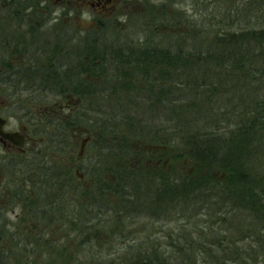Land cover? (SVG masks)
Instances as JSON below:
<instances>
[{
	"label": "rangeland",
	"instance_id": "374dc122",
	"mask_svg": "<svg viewBox=\"0 0 264 264\" xmlns=\"http://www.w3.org/2000/svg\"><path fill=\"white\" fill-rule=\"evenodd\" d=\"M262 2L121 0V10L128 17L119 16L116 22L112 21L108 26L104 24L106 21L98 19L100 27L94 24L93 27L97 26L94 29L86 22V16L74 15V26L80 36L85 33L88 38H98L101 42L116 40V45L106 42V52L100 54L98 50L93 53L83 52L81 46L75 43L77 54L69 55L62 62L71 65L72 78H57L56 88L49 86L44 91L39 90L42 87L40 85L31 94L27 104L32 112H38L36 105L39 101L47 106L54 101L57 105H65L67 102L76 104L71 110L58 111L55 157H49L50 154L46 153L51 160L47 159L46 163L40 164L49 165L51 170L56 168L61 186L57 188L54 184L53 188L48 187L41 194L34 189L31 181L20 185L19 180L34 178L32 170L26 168H37L33 158L23 165L10 166L8 173L12 175L8 174V180L3 185L0 182V256L7 255L3 257L4 263L30 264V261L26 262L27 249L35 252L39 258L33 264H62L58 260V246L68 247L72 244L71 238L77 239L74 237L76 233L73 226L77 223L76 219L82 217H75L73 213L93 217L96 212L100 221L106 223L100 231L108 233L109 238L104 244L94 246V249L93 245L86 244L88 247L84 249L87 250L114 252L110 247L116 245V252L122 259L123 255L128 256L129 251L127 247L118 245L121 238L135 236L143 240L147 235L163 241L169 228L175 225H169L166 218L176 216L179 221L186 222L183 218L194 217L183 230L188 232L197 228L194 252L199 256L195 264H264V220L238 205L229 194L219 191L220 187L198 190L197 203L193 208L184 204L176 205L175 209L152 207V214L157 216L150 215V204H154L160 184L169 180L168 174H191L195 169L187 155V147L178 145L175 137L169 138V133L173 131L171 125L179 120V111L197 107L190 108L194 122L198 127L206 126L216 131L215 126L229 128L230 123L237 119V113L242 112L244 107L241 98L245 100V96L248 97L250 93L255 95L254 91H246V87L242 86L226 87V92L211 98L199 88L186 90L182 87V70L167 71L165 62L151 63L149 57H152V51H165L173 47L170 42L178 43L185 39L192 41L194 34V41L197 42L203 35L204 41L214 44L219 33L226 32L227 27L231 30L238 28L223 25L239 13L234 9L235 5L241 7L246 24L251 23L264 30ZM257 6H262V11L246 10V7ZM212 17L217 20L215 27L210 25ZM251 27L249 25V29ZM176 30L184 31L191 37ZM198 32L200 34L197 39ZM74 35L76 37L77 32ZM145 40L147 42L143 45ZM101 42L95 43L97 49H102ZM88 44L91 47V43ZM131 51L137 54L144 52L143 56L150 55L149 59L144 58L140 65L133 61L129 64L128 58L133 57ZM86 54L88 58H85ZM101 58L106 70L114 66L121 70L118 85H114V77L109 76L111 73L107 75L104 72V75L88 78L100 80H90L97 90L94 95L83 96L79 91H74L71 88L73 83L87 79L83 71L79 72L80 67L84 68L86 63L89 65ZM101 71L98 69V72ZM190 76L195 80V75ZM241 82L250 83L245 79ZM33 85L38 86L36 83ZM23 95L30 96L29 92H23ZM77 97L80 98L78 102ZM62 121L67 123L66 129L61 126ZM177 124L181 125V121ZM86 136H90V141L80 152L81 140ZM256 169L262 170L259 163ZM66 171L69 172L68 176ZM210 172L218 181L224 177L222 170L213 169ZM53 198L55 205L48 204V200ZM42 200H45L44 204ZM217 200L224 201L219 211L215 208L219 207ZM83 205H87L88 209H81ZM120 205L126 209V217L122 219L116 212ZM78 209L81 211L77 212ZM226 210H234L238 214L233 216L225 213ZM68 218L73 219L72 223L66 224ZM47 233L48 237H43ZM77 249L75 245L73 250Z\"/></svg>",
	"mask_w": 264,
	"mask_h": 264
},
{
	"label": "trees",
	"instance_id": "16d2710c",
	"mask_svg": "<svg viewBox=\"0 0 264 264\" xmlns=\"http://www.w3.org/2000/svg\"><path fill=\"white\" fill-rule=\"evenodd\" d=\"M234 9L236 13H238L237 10L239 13L234 14L223 25L238 28L231 30L227 27L225 33H219L214 44L208 40L204 41L203 35L196 42L194 41L196 34H194L195 38L192 41L185 39L178 43L170 42L173 47L165 51L154 49L152 57H149L148 52V56H143L144 52L140 54L130 52L133 57L129 56L132 58H128L129 64L133 61L140 65L144 58L149 57L151 63L165 62L167 71L180 68L184 74L182 87L186 90L199 88L205 91L204 93L207 92L210 98L226 92V87L242 86L246 87V91L255 93L254 96L253 93H250L248 97L245 96V100L241 98L244 103L243 111L237 113V119L230 123L229 128H220V125H217L216 131H212L206 126L198 127L190 109L197 108L195 106L179 111L178 121H181V125L177 124L178 121L171 125L173 131L169 133V138L175 137L178 145L187 147V155L195 169L191 174L179 176L175 172L168 174L169 180L160 184V189L154 197V204H150L152 216H157L152 214L154 212L151 210L152 207L162 210L171 207L175 209L176 205L184 204L193 208L197 203L198 190L207 188L214 190L215 187H220L219 191L229 194V197L235 198L238 205L264 220V30L248 22L250 27L252 26L249 29V25L242 18L241 7L235 5ZM252 9L261 11L259 6L246 7L249 12ZM213 19L212 17L210 25L215 27L217 20ZM176 31L186 37L189 35L184 31ZM199 34L198 32L197 39ZM163 52L164 56H162ZM192 74L195 75V80L190 78ZM243 79L249 80L250 83L241 82ZM258 163L262 170L256 169ZM213 169L224 172L221 181L214 179L210 172ZM58 177V175L52 176L49 181L47 179L45 188L48 189V184L51 182L57 188L61 186ZM71 181H73L72 178ZM216 202L219 207L215 208L219 211L224 201ZM42 209L45 210L43 206ZM81 209L87 210L88 207L83 205ZM116 210L121 219L126 217V209L122 205ZM78 211L81 210L78 209ZM225 213L233 216L238 214L234 210H226ZM73 215L82 217L76 219L77 223L73 226L74 229L72 228L76 233L74 237L77 239L71 238L72 244L68 247L58 246V260L62 264H195L198 261L199 254L194 252L197 243L194 234L197 233V228L188 232L183 230L194 217L183 218L186 222L179 221V217L176 216L165 217L169 225L179 224L180 226L174 225L169 228L167 237L163 241L147 235L143 240L135 236L121 238L118 245L127 247L129 254L123 255L120 259L119 253L116 252V245L110 247L114 249V252L92 251L94 246L104 244L109 238L108 233L100 231L104 229L106 223L100 221L96 212L93 217L86 214L73 213ZM72 220V218L66 219V224L72 223ZM43 237H48V234H44ZM86 244L93 245L92 249H84L85 246L88 247ZM75 245H77V251L73 250ZM25 251L28 253L26 262L30 261L29 263L33 264L34 260L39 259L35 252L27 249ZM211 254L213 255L212 252ZM0 257H2L0 263H4L3 257L7 255ZM205 262L202 261V263Z\"/></svg>",
	"mask_w": 264,
	"mask_h": 264
},
{
	"label": "flooded vegetation",
	"instance_id": "af4514ba",
	"mask_svg": "<svg viewBox=\"0 0 264 264\" xmlns=\"http://www.w3.org/2000/svg\"><path fill=\"white\" fill-rule=\"evenodd\" d=\"M262 1L263 5L264 0ZM260 8L262 11V6ZM75 14L86 16L88 18L86 22L92 29L97 28L98 24H101L100 21H106L104 24L108 26L110 22H116L119 16L128 17L127 13L121 10V0H0V182L2 185L8 180V174L12 175L8 173L10 166L23 165L31 158L37 162V168L33 166L26 168L32 170L34 178L19 180L20 185L31 181L34 189L42 194L46 190V178L49 181L52 176H57L56 168L51 170L49 165L40 164L46 163L47 159L51 160L46 153L50 154L49 157H55V123L56 117L58 119V111L71 110L76 102L57 105L54 101L47 106L39 101L36 105L38 112H32L27 103L31 94H34L40 85L42 87L39 90L46 91L49 86L56 88L57 78H72L71 65L67 66L62 62H65L69 55L77 54L75 43L81 46L83 52L93 53L96 50L101 51L100 54L106 52L104 45L107 41L90 39L85 33L79 35L73 22ZM94 24L97 26L93 27ZM100 42L103 47L97 49L95 43ZM146 42L147 40L143 45ZM88 43H91V47ZM107 43L116 45V40ZM88 56L86 54L85 58ZM49 62L51 64H48ZM83 67H80L79 72L83 71L87 79H80L79 84L73 83L71 86L83 96L94 95L97 92L90 80L96 82L100 80H89L90 76L104 75V72L108 73L107 75L111 73L112 75L109 76L114 77V85H118L121 70H117L115 66L106 70L102 58L89 65L86 63ZM98 69L102 71L98 72ZM34 83L38 86L33 85ZM113 88L116 92V88L114 86ZM23 92H29L30 96L25 97ZM77 98L78 102L80 98ZM61 126L66 129L67 123L62 121ZM89 141L90 136L81 140L80 152H83ZM66 174L69 172L66 171ZM48 185L51 189L54 184L51 182ZM42 201L44 204L45 200ZM54 203L55 198L48 200V204Z\"/></svg>",
	"mask_w": 264,
	"mask_h": 264
}]
</instances>
